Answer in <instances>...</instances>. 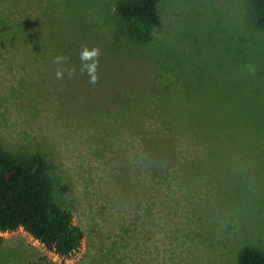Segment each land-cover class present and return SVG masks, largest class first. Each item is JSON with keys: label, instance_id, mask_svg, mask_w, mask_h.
<instances>
[{"label": "rangeland", "instance_id": "1", "mask_svg": "<svg viewBox=\"0 0 264 264\" xmlns=\"http://www.w3.org/2000/svg\"><path fill=\"white\" fill-rule=\"evenodd\" d=\"M117 1L0 0V147L48 157L53 197L83 235L59 259L22 229L1 234L0 264H237L243 246L264 251V148L232 168L215 126L240 124L264 93L249 1L161 0L146 44L126 36Z\"/></svg>", "mask_w": 264, "mask_h": 264}, {"label": "trees", "instance_id": "2", "mask_svg": "<svg viewBox=\"0 0 264 264\" xmlns=\"http://www.w3.org/2000/svg\"><path fill=\"white\" fill-rule=\"evenodd\" d=\"M248 1L253 25L264 29V0ZM160 2L161 0H118L115 3V12L122 21L125 34L134 43L146 44L151 40L158 25L157 11ZM43 49L45 50L44 47ZM261 106L264 108V93L253 101L247 111H243L246 124L243 123L244 120L238 124L237 120L228 125V119L225 118L214 124L225 130L222 146H225L226 151L229 149L227 160L233 162L232 168H235L234 159L237 154L245 157L244 153L255 154L260 146L264 148V120L259 121L257 116ZM231 107L229 105V110ZM184 123L187 128L196 125L195 131L200 134L213 132L210 119L190 118ZM213 137L215 139L219 136L214 133ZM53 170L52 163L43 153H12L0 147V243L1 234L22 229L47 252L59 259H71L79 252L83 235L72 224L71 214L53 197ZM60 189L63 190L64 187ZM237 264H264V251L243 246L237 252Z\"/></svg>", "mask_w": 264, "mask_h": 264}]
</instances>
